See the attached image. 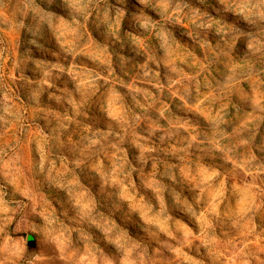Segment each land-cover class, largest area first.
<instances>
[{
  "label": "clouds",
  "instance_id": "clouds-1",
  "mask_svg": "<svg viewBox=\"0 0 264 264\" xmlns=\"http://www.w3.org/2000/svg\"><path fill=\"white\" fill-rule=\"evenodd\" d=\"M0 264H264V0H0Z\"/></svg>",
  "mask_w": 264,
  "mask_h": 264
}]
</instances>
